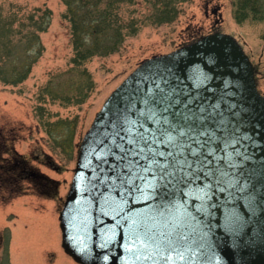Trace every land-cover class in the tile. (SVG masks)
Returning a JSON list of instances; mask_svg holds the SVG:
<instances>
[{
  "label": "rangeland",
  "instance_id": "374dc122",
  "mask_svg": "<svg viewBox=\"0 0 264 264\" xmlns=\"http://www.w3.org/2000/svg\"><path fill=\"white\" fill-rule=\"evenodd\" d=\"M165 1L173 10L160 15L161 0L124 5L122 17L135 18L136 33L117 52L75 65L64 0H0V133L45 177L41 182H50L43 189L23 182L22 194L7 201V191L0 193V264H75L61 247L58 214L82 138L106 98L144 60L219 31L243 47L264 95V19L249 14L236 22L240 0Z\"/></svg>",
  "mask_w": 264,
  "mask_h": 264
},
{
  "label": "water",
  "instance_id": "95a60500",
  "mask_svg": "<svg viewBox=\"0 0 264 264\" xmlns=\"http://www.w3.org/2000/svg\"><path fill=\"white\" fill-rule=\"evenodd\" d=\"M157 73L183 94L219 107L223 122L241 141V187L212 197L203 214L189 211L187 231L203 251L193 264H264V96L254 67L237 40L213 32L168 54L140 63L108 96L84 135L69 191L59 213L64 252L79 264H147L128 245V226L104 188L94 189L100 154L125 119H135ZM147 78V79H146ZM152 211V202L126 206L131 216Z\"/></svg>",
  "mask_w": 264,
  "mask_h": 264
},
{
  "label": "snow or ice",
  "instance_id": "6c2138e0",
  "mask_svg": "<svg viewBox=\"0 0 264 264\" xmlns=\"http://www.w3.org/2000/svg\"><path fill=\"white\" fill-rule=\"evenodd\" d=\"M141 103L136 118L106 138L92 185L107 190L137 261L193 264L203 249L187 231L189 211L203 214L214 195L242 186L241 141L218 106L183 94L162 74L151 77ZM143 201L152 211L127 214L126 206Z\"/></svg>",
  "mask_w": 264,
  "mask_h": 264
},
{
  "label": "trees",
  "instance_id": "16d2710c",
  "mask_svg": "<svg viewBox=\"0 0 264 264\" xmlns=\"http://www.w3.org/2000/svg\"><path fill=\"white\" fill-rule=\"evenodd\" d=\"M64 1L75 52L73 58L75 65H81L94 56H108L117 52L124 40L133 36L138 30L135 18L131 17L127 20L128 18L122 17L123 6L132 5L135 0ZM161 1L164 2L157 7L158 15L163 11L168 13L173 10L169 1ZM175 1L178 3L184 0ZM249 14L254 16V20L264 19V0H240L234 12L236 22H244ZM44 30L41 28V31ZM195 39L197 37H193L191 41ZM28 72L29 67L22 72L19 71L15 80L21 82ZM2 135L0 133V193L7 191L9 194L7 199L1 198L7 201L22 194V184L26 182V178L21 175V170L28 165L23 157L15 152L14 143L5 144V137Z\"/></svg>",
  "mask_w": 264,
  "mask_h": 264
},
{
  "label": "flooded vegetation",
  "instance_id": "af4514ba",
  "mask_svg": "<svg viewBox=\"0 0 264 264\" xmlns=\"http://www.w3.org/2000/svg\"><path fill=\"white\" fill-rule=\"evenodd\" d=\"M18 155H20V154H18ZM0 173H1V171H0ZM22 174H23V177L26 178V181H28L30 183L34 181V183L39 187V189L48 188L47 186H49V184H50L48 182H45L46 184H48V185H45L43 182H41V180L44 179V176L36 173L32 168H30L28 166L23 167V169L21 170V175Z\"/></svg>",
  "mask_w": 264,
  "mask_h": 264
}]
</instances>
